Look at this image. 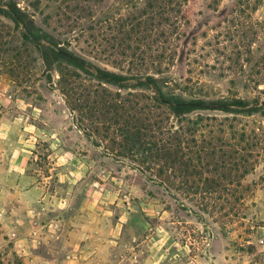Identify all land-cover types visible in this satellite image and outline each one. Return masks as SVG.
<instances>
[{
    "label": "rangeland",
    "instance_id": "1",
    "mask_svg": "<svg viewBox=\"0 0 264 264\" xmlns=\"http://www.w3.org/2000/svg\"><path fill=\"white\" fill-rule=\"evenodd\" d=\"M116 103L163 157L110 154ZM261 239L264 0H0V264H252Z\"/></svg>",
    "mask_w": 264,
    "mask_h": 264
},
{
    "label": "trees",
    "instance_id": "2",
    "mask_svg": "<svg viewBox=\"0 0 264 264\" xmlns=\"http://www.w3.org/2000/svg\"><path fill=\"white\" fill-rule=\"evenodd\" d=\"M7 13H8V16L17 24H20V23H22L21 21H24V20H22V19H24L22 16V12L16 6H9V10ZM53 53L55 55L60 56L56 50H53ZM45 55H46V52H45ZM46 57H48V56H46ZM55 59H57V58H55ZM70 61H72L74 64H76L79 68L84 69L83 68L84 67L83 60L71 59ZM108 75L110 77L111 76L117 77V76L111 75V74H108ZM94 92L96 94V92L98 93L99 91L96 90ZM104 94H106V93H104ZM88 96H90V95L88 94ZM104 98H106V96ZM104 98H102V100ZM96 103H97V101L93 102V104H96ZM197 103L198 102H195L193 100L192 101H181V102H179L180 106L185 111L191 110V109H196V108H202L201 106H198ZM199 103H203V105H207V107H210V104H204L206 102L201 101ZM67 104L73 112L76 110V108H74L70 102L67 101ZM224 105H227V104H224ZM217 107H220V106H216V108ZM98 112H100L99 109H96V113H98ZM82 113H80V117L78 119L75 118V121L77 122L78 127L90 139L93 136V132L89 131L90 130L89 124L91 126H93L94 122L93 123L91 122L89 124H86V123L84 124V121L89 122L90 118L88 116H84ZM108 114H110V115L112 114V115L107 117ZM97 117L98 118H96V121H98V122L101 119H105L102 122L107 125L106 128L110 129L112 127H115L114 128V131H115L114 135H116V137L112 138L110 140V142H111L110 145H111V148L113 149V151L110 152V154H112L116 157H121V155L124 152L134 151L135 149H139V150H143L144 153H147L146 155H150V154L157 152L156 158H161L168 151L167 145L171 144V142H172L170 140L166 141L164 138H163V140H162V138L157 139L156 137H154V139H157V141H155V143H153V139H151V141L145 142V140H146L145 138L147 137V134L145 132L147 131V128L150 124L147 125V124L141 123L140 117L133 113V109H128L123 104H117L116 103L113 106H110L105 112L106 118H103V116H101V115H99ZM159 135L161 136V134H159ZM172 135H177V132L176 131L173 132ZM172 135L171 134L169 135V139L173 138ZM151 136H153V135H151ZM93 142L95 143V141H93ZM97 146H100V145L98 144ZM116 146H118V148H116ZM107 148H108V146H107ZM189 176H194V174L191 172V173H189L188 177ZM190 181H191L190 179L186 178L185 183L188 184V183H190Z\"/></svg>",
    "mask_w": 264,
    "mask_h": 264
},
{
    "label": "crops",
    "instance_id": "3",
    "mask_svg": "<svg viewBox=\"0 0 264 264\" xmlns=\"http://www.w3.org/2000/svg\"><path fill=\"white\" fill-rule=\"evenodd\" d=\"M247 255L252 260V264H264V247L256 246L253 251L248 250Z\"/></svg>",
    "mask_w": 264,
    "mask_h": 264
},
{
    "label": "built area",
    "instance_id": "4",
    "mask_svg": "<svg viewBox=\"0 0 264 264\" xmlns=\"http://www.w3.org/2000/svg\"><path fill=\"white\" fill-rule=\"evenodd\" d=\"M260 243L263 245V244H264V240H263V239H261V240H260Z\"/></svg>",
    "mask_w": 264,
    "mask_h": 264
}]
</instances>
